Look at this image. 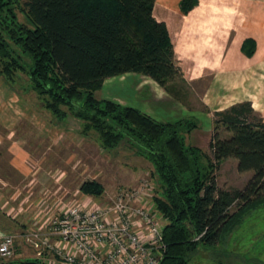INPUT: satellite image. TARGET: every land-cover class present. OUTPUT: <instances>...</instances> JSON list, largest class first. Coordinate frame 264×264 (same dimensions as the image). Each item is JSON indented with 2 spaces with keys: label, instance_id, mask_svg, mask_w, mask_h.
<instances>
[{
  "label": "trees",
  "instance_id": "16d2710c",
  "mask_svg": "<svg viewBox=\"0 0 264 264\" xmlns=\"http://www.w3.org/2000/svg\"><path fill=\"white\" fill-rule=\"evenodd\" d=\"M198 4L181 0L180 7L188 14ZM154 6L155 0H0V73L12 83L25 72L58 120L71 113L84 122L83 133L99 134L104 148L126 141L153 164L154 200L167 220L160 264H190L201 245L220 243L264 204V119L250 101L215 111L207 152L182 134L197 127L195 119L158 120L96 96L107 79L138 73L182 98L171 33ZM12 42L29 55L28 67ZM254 50L244 46L248 55ZM228 158L237 159L239 171L253 172L245 188L219 187L217 171ZM81 190L99 197L105 187L86 180Z\"/></svg>",
  "mask_w": 264,
  "mask_h": 264
},
{
  "label": "rangeland",
  "instance_id": "374dc122",
  "mask_svg": "<svg viewBox=\"0 0 264 264\" xmlns=\"http://www.w3.org/2000/svg\"><path fill=\"white\" fill-rule=\"evenodd\" d=\"M199 4L193 9L201 6L199 14L192 16L188 13L190 14L188 19L173 31L176 41L174 50L181 68L179 82L185 88L181 99L173 97L152 78L138 73L107 79L102 89L96 91V96L99 99L108 98L124 105L138 107L158 120L193 118L197 122V127L182 132L186 143L209 152V143L214 131V112L221 107L214 105V102H211L213 107L207 104L205 95L213 69L231 36L230 31L222 26L229 3H204L205 6ZM18 15L21 21H26L20 11ZM11 45L22 55V61L28 67L29 55L21 53L13 42ZM30 85L25 72H18L12 83L0 73V110L4 108L19 114L28 111L30 115L33 113L37 115L29 122L31 149H35L39 140L37 138L44 139L43 130L46 131L48 128L51 130L49 138L43 143L48 144L50 148L45 147L47 152L45 160L52 162L51 165L57 162L60 168L70 172L72 180L68 182V188L73 186L74 177H78V171L73 170L72 165L76 162L81 167L82 184L86 180H97L104 185L105 192L98 198L115 193L122 186H135L143 178L150 179L155 187L156 184L159 185L157 177L153 175V164L138 153L136 147L124 141L114 149L104 148L99 134L95 130L83 133L84 122L73 114L68 113L64 120H58L44 106L42 97ZM217 102L218 100L215 104ZM13 127L20 130L21 136L24 137L22 131L25 126L22 121L15 123ZM80 128L81 143L77 140ZM32 141H36V144ZM39 154L42 152L30 150L32 157L37 158ZM71 155L75 158L70 160ZM58 159L61 160L60 163ZM252 175V171H239L237 159L228 158L221 163L217 171V182L219 187L224 189H243ZM160 219L165 226L167 220L161 217ZM14 260L8 263L22 264ZM190 264H264V204L247 214L242 223L220 243L201 245L191 257Z\"/></svg>",
  "mask_w": 264,
  "mask_h": 264
},
{
  "label": "crops",
  "instance_id": "0c3cea01",
  "mask_svg": "<svg viewBox=\"0 0 264 264\" xmlns=\"http://www.w3.org/2000/svg\"><path fill=\"white\" fill-rule=\"evenodd\" d=\"M180 3L181 0H155L154 6V16L168 25L174 49L176 41L173 31L178 25H182L190 14L195 16L202 10L200 6L185 15ZM199 3L202 6H205L204 3H229L222 26L230 31L231 36L213 69L205 95L207 104L212 107L220 105L221 109L216 110H222L239 102L250 101L264 119V0H199ZM244 46L248 49L254 46V53L248 55ZM176 58L178 60L177 55ZM214 99L219 103L215 104ZM211 102H214V105ZM34 116L37 117L34 113L30 115L28 111L19 114L4 108L0 110V239L4 234L39 227L44 218L58 214L66 203L81 197L83 193L80 181L81 167L76 160V164L72 165L73 170L78 171V177H74V184L69 188L68 182L72 180L70 172L60 168L57 162L51 165L52 162L45 160V147L48 148V144L43 143L49 138V128L43 130L44 139L37 138V144L32 141L36 144L35 149L30 148L29 122ZM19 121L25 126L22 133L26 138L21 136L20 130L13 127ZM81 134L80 128L77 139L79 143L82 142ZM30 150L42 154L35 158L30 155ZM74 158L69 156L70 160ZM32 260L35 259L30 247L22 240L17 241L14 262L30 264L31 262L27 261Z\"/></svg>",
  "mask_w": 264,
  "mask_h": 264
},
{
  "label": "built area",
  "instance_id": "2783aa9c",
  "mask_svg": "<svg viewBox=\"0 0 264 264\" xmlns=\"http://www.w3.org/2000/svg\"><path fill=\"white\" fill-rule=\"evenodd\" d=\"M155 195L148 178L104 198L82 193L39 227L2 235L0 263L15 259L22 240L42 264H160L166 245Z\"/></svg>",
  "mask_w": 264,
  "mask_h": 264
}]
</instances>
